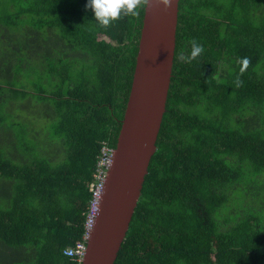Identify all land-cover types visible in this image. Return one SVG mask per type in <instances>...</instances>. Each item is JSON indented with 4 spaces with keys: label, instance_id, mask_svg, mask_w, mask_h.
I'll return each mask as SVG.
<instances>
[{
    "label": "trees",
    "instance_id": "obj_1",
    "mask_svg": "<svg viewBox=\"0 0 264 264\" xmlns=\"http://www.w3.org/2000/svg\"><path fill=\"white\" fill-rule=\"evenodd\" d=\"M86 4L0 0V264H78L145 9L102 28ZM156 145L115 264H264V0L179 1Z\"/></svg>",
    "mask_w": 264,
    "mask_h": 264
},
{
    "label": "water",
    "instance_id": "obj_2",
    "mask_svg": "<svg viewBox=\"0 0 264 264\" xmlns=\"http://www.w3.org/2000/svg\"><path fill=\"white\" fill-rule=\"evenodd\" d=\"M179 1L144 9L136 64L105 189L82 264H115L157 149L171 84Z\"/></svg>",
    "mask_w": 264,
    "mask_h": 264
},
{
    "label": "clouds",
    "instance_id": "obj_3",
    "mask_svg": "<svg viewBox=\"0 0 264 264\" xmlns=\"http://www.w3.org/2000/svg\"><path fill=\"white\" fill-rule=\"evenodd\" d=\"M158 2L163 4L166 10L172 4V0H158ZM150 3L151 0H87L86 8L94 13V18L100 27L108 28L124 17H136L139 10L150 6ZM190 44L191 51L187 55L183 53L180 55L181 62L191 63L203 53L204 47L196 39H192ZM250 63L248 57L241 58V74L248 68ZM235 83L239 87L242 81L237 77Z\"/></svg>",
    "mask_w": 264,
    "mask_h": 264
},
{
    "label": "built area",
    "instance_id": "obj_4",
    "mask_svg": "<svg viewBox=\"0 0 264 264\" xmlns=\"http://www.w3.org/2000/svg\"><path fill=\"white\" fill-rule=\"evenodd\" d=\"M113 152V147L107 143H103L93 171V180L89 186L91 194L85 218V231L82 240L65 250L66 255L75 259L78 264H82L84 256L87 252L89 235L94 226L100 201L105 189L108 170L113 158Z\"/></svg>",
    "mask_w": 264,
    "mask_h": 264
}]
</instances>
